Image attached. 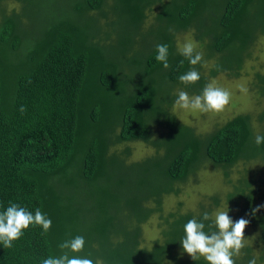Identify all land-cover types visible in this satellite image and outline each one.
<instances>
[{"label": "trees", "instance_id": "obj_1", "mask_svg": "<svg viewBox=\"0 0 264 264\" xmlns=\"http://www.w3.org/2000/svg\"><path fill=\"white\" fill-rule=\"evenodd\" d=\"M190 33L201 64L180 53L178 38ZM259 38L264 0H0V213L15 203L52 222L46 232L29 226L10 248L0 243V264H42L76 236L85 246L69 255L103 264H207L181 257L184 225L222 199L233 221H249L245 238L258 231V254L246 243L235 264L254 256L264 264V209L251 214L264 202V180L247 169L229 179L239 163L264 166V143H255L264 127L255 133L240 114L202 135L172 112L177 89L200 95L219 74L239 77ZM161 44L167 69L155 59ZM193 68L201 79L182 84ZM251 86L264 98V74ZM130 143L153 153L134 161ZM206 164L222 169L228 193L166 214L164 198ZM153 216L160 238L148 248L142 231Z\"/></svg>", "mask_w": 264, "mask_h": 264}, {"label": "clouds", "instance_id": "obj_2", "mask_svg": "<svg viewBox=\"0 0 264 264\" xmlns=\"http://www.w3.org/2000/svg\"><path fill=\"white\" fill-rule=\"evenodd\" d=\"M157 55L155 59L161 62L165 69L169 68L168 63L169 47L166 44L157 45ZM180 53L189 60L191 65L201 64L203 61V53L196 51L194 44L186 41ZM201 79L200 72L195 68L185 72L179 77L184 85L194 84ZM176 99L174 105L180 109L199 110L201 112L222 111L230 102L231 94L228 90L217 86L214 83L207 84L202 94L190 96L187 91L182 89L176 90ZM26 109L20 108L21 112ZM182 123V122H181ZM255 143L259 146L264 143V135H256ZM202 170H199V174ZM197 176H190L197 178ZM224 177V174H223ZM189 179V178H188ZM226 179L224 177V183ZM216 195V194H215ZM219 195V194H218ZM212 195H206L209 197ZM205 197V198H206ZM223 197V196H220ZM204 198V199H205ZM264 205L256 206L251 209V214L255 216ZM228 207L225 209H217L215 213L209 214L204 212L200 219L192 218L184 225V237L181 245L193 261L203 258L207 264H235L233 257L240 253V250L246 246V238L244 236L245 228L249 221L245 218L233 221L229 216ZM212 221L208 224V228H215V231L206 232V221ZM51 219L47 214L43 213L39 208L33 215L30 211L15 203H10L7 209L0 213V243L5 248L12 247L13 241L21 238L23 231L31 225L40 226L45 232L51 228ZM83 236H76L70 240H66L60 244L63 254L59 257L49 256L42 261V264H103L101 259H89L78 255H69L80 253L85 246ZM257 257L248 261V264H256Z\"/></svg>", "mask_w": 264, "mask_h": 264}, {"label": "rangeland", "instance_id": "obj_3", "mask_svg": "<svg viewBox=\"0 0 264 264\" xmlns=\"http://www.w3.org/2000/svg\"><path fill=\"white\" fill-rule=\"evenodd\" d=\"M9 8L14 4L9 3ZM152 16V15H151ZM149 16L148 23H152ZM186 41L194 44L196 51L202 52L203 49L198 45L192 37V34H184L178 38L177 44L182 48ZM250 59L246 60L239 77L228 76L226 73L219 74L215 78L209 80L219 87L228 90L231 94L229 104L219 112L208 111L201 112L199 110L180 109L174 106L172 112L184 125L192 127L195 131L202 135H207L215 129L222 127L228 120L240 114H248L251 116L252 125L255 133H260L264 127V121L259 123V117L264 113V98L253 90L251 84L256 73L264 74V38H259L251 48ZM205 74L213 66V60L205 62ZM129 149L132 151L131 159L134 161L141 160L146 156H150L153 150L143 143H130ZM123 146L117 147V150ZM256 173L257 179L264 180V166L259 161H252L248 164L239 163L230 169L229 179L234 181L237 177L245 173V171ZM179 193L177 195L168 194L163 201V210L166 214L174 212L177 208L182 213L195 211L198 204L203 202L206 195L219 194L226 195L230 190L229 184L224 183L223 171L215 168L211 164H206L202 172L197 178L187 179L186 182L179 184ZM264 189V186H263ZM206 200V199H205ZM180 205V207H179ZM264 205V202H259ZM217 209H225V202L220 201V207ZM264 209V208H263ZM215 211L213 213H215ZM258 231L253 228L247 229L245 244L253 246L255 255L258 254L259 248L256 247ZM160 229L157 227V216H153L151 220L143 226L142 246L150 247L152 241L160 238ZM181 257L191 259L187 253H180Z\"/></svg>", "mask_w": 264, "mask_h": 264}]
</instances>
